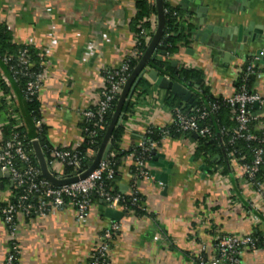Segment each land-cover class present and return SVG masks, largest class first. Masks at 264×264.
<instances>
[{
    "label": "crops",
    "instance_id": "0c3cea01",
    "mask_svg": "<svg viewBox=\"0 0 264 264\" xmlns=\"http://www.w3.org/2000/svg\"><path fill=\"white\" fill-rule=\"evenodd\" d=\"M180 8L194 32L208 26L230 29L228 37L212 34L202 43L194 37L190 46L173 58L157 56L173 67L202 70L214 97L236 92L242 70L251 61L264 66V0H170ZM206 9L204 26L199 9ZM134 0H0V25L8 27L18 45H31L48 68L40 92L41 122L51 147L72 148L83 140L82 113L94 105L104 85V73L119 67L136 50L130 29ZM240 35L247 42L239 41ZM243 45V49L241 46ZM131 99L122 125V150L138 148L151 128L173 125L164 99L168 91L142 79ZM0 143L3 128L12 121L11 110L23 119L25 101L0 68ZM256 92L264 95V80ZM15 108V109H14ZM255 108V107H254ZM256 116H260L255 108ZM197 139L168 138L149 162L151 180L134 175V154L121 162L120 193L135 189L145 198L148 215L132 214L121 221L125 229L114 240L111 264H191L201 244H211L227 234H264V218L252 206L261 200L246 183L240 165L219 156L206 164L198 157ZM169 163L167 184L155 177ZM163 165L162 167L160 165ZM209 167V171H205ZM164 173V172H163ZM10 178L0 176V203L14 198ZM107 206L94 202L89 217L80 222L69 206L44 216L22 217L15 241L20 249L17 264H87L101 231L113 221ZM259 216V222L253 218ZM11 234L0 219V264L12 249ZM241 264H264V249L245 252Z\"/></svg>",
    "mask_w": 264,
    "mask_h": 264
},
{
    "label": "built area",
    "instance_id": "2783aa9c",
    "mask_svg": "<svg viewBox=\"0 0 264 264\" xmlns=\"http://www.w3.org/2000/svg\"><path fill=\"white\" fill-rule=\"evenodd\" d=\"M142 56L143 53L135 50L131 57L115 69L117 71L112 74V76L105 78L104 85L98 92L96 102L82 113L83 120L90 121L96 119V114L92 111V108H98L101 115L95 123V127L101 126L104 120L103 115L109 111L111 103L119 96L127 82V78L121 74L128 70L130 59ZM11 60L12 58L7 57L4 61L5 63H9ZM18 62L24 71V76H28L27 71L34 67L28 50L25 49L20 53ZM255 68L256 65L250 62L247 66V75L255 77L257 81L264 80V72L256 73L254 70ZM47 70L48 68L44 65L43 71L27 83V100L32 101L35 98H39L43 84L47 79ZM116 77H118V79ZM167 78L170 79L169 77ZM224 100L227 105L236 108L233 120L236 122L237 127L233 129L235 136L232 142L237 139H243L248 142L257 141L258 137L251 133L250 128L257 118L256 115H251L248 110L250 106L258 104L260 116L264 117V95L256 91H249L243 86L241 90H236L233 95L226 97ZM216 109L217 106L212 105L210 111H215ZM210 111L204 109L199 116H189L182 107L177 108L172 113L173 124H178L181 132L196 133L198 136H202L207 130H204L200 126V122L208 116ZM10 113L15 123L14 129L24 127V121L19 114H17L15 110H11ZM36 125L37 127H41L43 124L41 121H36ZM166 128L167 127L162 129L166 130ZM261 128L263 131V137L260 141L262 147L254 150V158L251 163L241 164L244 158L238 159L234 157L233 154L229 155V158L240 165L246 183L255 192L257 198L261 200V207H252L254 211H258V214L264 218V182L257 180L260 168L264 164V123ZM147 133H149V129L145 132V134ZM168 138L169 131L166 130L161 144ZM138 148L143 152H149L157 150L158 144L151 140L142 139ZM76 149L77 147H51L49 151L51 160L48 161V165L56 176L62 178L69 177L64 174L66 167L73 168V172L79 174L81 171V159ZM33 156L34 152L25 148L24 143L19 139L18 135H14L12 139L0 146V172L2 175L9 174L13 187L22 190V195L18 198L19 204L14 205L8 202L7 206L0 210L2 221L10 231V242L12 243V249L7 253L3 264H17L18 262L20 249L15 241V235L17 233L18 221L22 217L28 218L30 215L44 216L48 212H54L69 206L75 211L77 220L84 222L89 217L93 205L90 199L92 193L100 197L107 206V209L123 212L124 218L125 216L129 217L133 214L132 212L129 214L126 213L127 207L125 198L121 194L115 193L113 188L107 189L103 184L104 179L114 180L116 174L113 161L109 159L110 155L85 180L59 188L52 186L45 179L42 181L39 180L41 176L40 170L33 165ZM112 157H114V155H112ZM18 162L23 164L24 167H20ZM134 168L138 174L137 179H152L149 162H147L143 156L134 155ZM138 193L139 192L134 187L133 192L129 194V196L133 198V203L137 202ZM32 194H36V205L29 203ZM65 198H69L70 202L66 203ZM253 219L256 222L260 220L259 216H254ZM121 221H113L108 227L101 231L98 236L97 244L91 254V259H93V261L89 264H111L110 255L115 237L122 233L126 226L122 224L123 222ZM259 249H261L259 240L255 238L253 234L222 235L217 237L211 244H201L191 264H241V258L245 252H254Z\"/></svg>",
    "mask_w": 264,
    "mask_h": 264
},
{
    "label": "trees",
    "instance_id": "16d2710c",
    "mask_svg": "<svg viewBox=\"0 0 264 264\" xmlns=\"http://www.w3.org/2000/svg\"><path fill=\"white\" fill-rule=\"evenodd\" d=\"M164 12H165V30L162 39L160 40L155 53L157 56L162 58H173L177 56L183 48L191 45L194 40V26L182 18V11L178 7L171 5L170 0H163ZM135 15L131 20L130 29L135 37L136 51L145 53L157 27V11L154 0H134ZM28 50V54L34 67L27 71L28 76H24V71L19 65L18 59L20 53L23 50ZM10 57L12 60L9 63H5V58ZM142 57L132 58L128 63V70L121 75L126 77L127 80L130 78L136 67L138 66ZM249 61L242 70V77L236 84V90L239 91L245 86L249 91H256L257 80L255 77L247 75V66L250 64ZM153 70L160 73L161 76H167L174 82H179L185 86L196 90L198 93L193 95L196 106L186 103L174 96L171 92H167L164 102L166 106L173 113L175 109L182 107L185 113L189 116H199L202 110L207 109L210 111L212 105H216L215 111H210L208 116L200 122V126L207 130L204 135L199 136L197 139L198 147L196 154L198 157H203L206 160V164L210 165V161L219 156L224 158L225 155L230 159L229 155L233 154L236 158H244L242 163H251L254 158V150L262 147L260 141L263 137L262 124L264 123V117L256 116V121L251 125V133L258 137L257 141L248 142L243 139H237L232 142L234 138L233 129L237 127L236 122L233 120L234 113L236 112L235 107L227 105L223 97H214L211 93L210 88L205 83V76L202 70L199 69H188L185 67H173L171 63L161 62L157 59L150 61L148 64ZM0 68L7 75L10 83L17 89L25 101L24 117L26 118L27 127H21L14 129L15 123L13 120L3 128L4 140L0 146L6 141L13 138L14 135H18L19 139L24 143L27 150L33 151L32 142L34 140H41L44 154L48 161L50 158L51 146L47 141V129L44 126L37 127L36 121H41V103L39 98H35L32 101L26 99L27 83L32 80L37 74L44 69V58L34 47L27 45H18L14 42L12 33L5 25H0ZM255 72H264V66H256ZM117 70H108L104 73V78L112 76ZM120 75V76H121ZM118 79V77H116ZM115 78V79H116ZM139 85H145L143 80L140 81ZM138 85V86H139ZM0 88L4 91H8L9 88L5 83L0 82ZM118 97L111 103L109 111L103 115V122L100 127H95L99 116L101 115L98 108H92V111L96 114L94 120H83L82 130L84 140L76 151L79 153L81 163L80 170L87 169V163L93 159L94 155L100 148V145L106 134V130L111 121L112 115L115 111ZM130 109V108H128ZM249 113L255 115L254 106L249 107ZM169 131V138H180L190 137L191 133H184L179 130L178 124H173L166 128ZM164 129L151 128L149 133L143 136V139L154 141L161 146L162 138L166 132ZM125 133L123 125L117 127L111 138V152L109 159L113 161L114 169L116 171L114 180H103V184L107 189H114L115 193L121 194L125 198V204L127 207L126 213L132 212L137 218L145 217L148 215L145 208V198L138 193V200L133 203L132 197L127 194L120 193L118 183L121 181V162L130 154L135 156H143L147 162L156 155V150L143 152L139 148L131 149L129 151L122 150V141ZM34 152V151H33ZM114 155V157H112ZM112 157V158H111ZM33 165L39 169L35 155L33 156ZM20 167H24L23 164L18 162ZM212 165V164H211ZM210 165V166H211ZM73 168L66 167L64 174L71 176ZM134 175L137 178V171L134 168ZM39 180H44L41 176ZM257 180L264 182V164L260 168V172L257 175ZM14 198L11 199V203L14 205L19 204L18 198L22 195V190L13 188ZM92 202L102 201L95 193L90 195ZM65 202L69 203L70 199L65 198ZM103 202V201H102ZM29 203L36 205V194H32L29 199ZM7 203H0V210L5 208ZM32 215L29 217L31 218ZM28 217V218H29ZM0 219L2 217L0 215ZM255 238L259 240V246L264 249L263 240L264 234L255 233ZM117 237V236H116ZM115 237V238H116ZM93 259H89V264Z\"/></svg>",
    "mask_w": 264,
    "mask_h": 264
},
{
    "label": "water",
    "instance_id": "95a60500",
    "mask_svg": "<svg viewBox=\"0 0 264 264\" xmlns=\"http://www.w3.org/2000/svg\"><path fill=\"white\" fill-rule=\"evenodd\" d=\"M154 3L157 11V27L155 34L146 52L143 54L138 66L136 67L130 78L127 80L121 93L119 94L115 111L112 115L111 121L106 130L104 139L100 145V148L94 155L93 159L87 163V169L81 170L79 174L73 172L72 175L69 177H64V178L58 177L49 168L48 159L46 158L42 148V143H41L42 139L34 140L32 142L36 163L40 170V175L52 186L59 188L85 180L98 168V166L103 161H105L108 158L111 152L112 134L117 127L122 125L126 113L128 111L131 99L134 95V92L142 79H146L150 82H153L154 85H156L159 89L169 91L174 96L181 99L182 101L186 103H190L193 106H196V103L194 102V98H193V95L195 93H198L196 90L191 89L179 82H174L171 79H168L166 76H161L158 71L153 70L148 65L150 61H154L157 59V54L155 53V50L160 40L162 39L165 30V12H164L163 0H154ZM199 11L200 13L197 14L198 18L203 19L200 20V25L204 26L205 24L204 19H206L207 15L203 13H206V9L200 8ZM212 34L228 37L231 36L232 32L230 29H224L213 25H210L206 29L200 30L198 32H194V36L196 37V39L200 40L202 43L208 42V39ZM241 36L242 35H240L239 41H243V43L247 42V39L245 38L242 39ZM241 49H243V45L241 46ZM257 57L258 59H263L264 53L258 51ZM254 107L258 108V104H255ZM193 137L198 139L199 136L196 133H194ZM160 166L162 167L163 165ZM170 166L171 165L166 162L165 166H163L162 168L164 173L162 171L155 172L154 174L156 179L160 180L164 184H167L168 183L167 177H168V173L170 172L169 170ZM205 171L208 172L209 167H205ZM1 175L2 173L0 172V176ZM4 176L6 178H10L9 174H4ZM105 216L112 221L120 222L124 218V213L117 210L107 209Z\"/></svg>",
    "mask_w": 264,
    "mask_h": 264
}]
</instances>
